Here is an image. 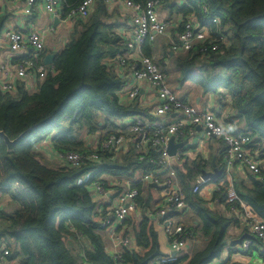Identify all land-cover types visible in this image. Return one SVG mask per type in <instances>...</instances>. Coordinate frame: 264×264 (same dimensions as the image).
Here are the masks:
<instances>
[{
    "label": "trees",
    "instance_id": "trees-1",
    "mask_svg": "<svg viewBox=\"0 0 264 264\" xmlns=\"http://www.w3.org/2000/svg\"><path fill=\"white\" fill-rule=\"evenodd\" d=\"M81 1L60 0L61 16H66ZM133 1L143 5L147 0ZM181 1L184 3L180 4ZM203 3L207 6L206 12L202 9ZM160 5L169 12L166 19H172L171 15L176 13L183 18L178 26H170L171 31L181 30L184 20L194 15L201 23L210 25L215 35L212 18L220 19V32L228 34L229 43L219 51L201 54L195 47L171 51L168 40L146 38L143 53L153 57L165 73L171 62L178 72L179 84L191 80L201 86L204 94L212 92L227 98L229 102L225 105L230 106L232 113L226 120L230 122L238 117L244 124L240 131L252 136V144H258L262 156L264 0H161ZM109 10L104 0H96L95 8L87 17L75 19L67 42L53 53L52 62L45 65V76L35 89L28 90L24 83H18L16 91H0V129L10 139L27 130L12 150L7 149L0 137V191L2 196H11L7 201L1 200L0 241H5L10 256L18 264H157L156 260L166 255L159 251L157 223L147 214L152 208L149 196L135 197L137 206H144L142 216L131 230L125 229L134 246L122 247L119 257H115L104 246L100 231L106 227L98 220L91 183L76 182L90 169H93L92 179L104 174L133 177L138 171L151 168L147 159H139L132 146L114 156L104 154L100 162L78 166L52 161L37 148L40 142L50 138L54 152H89L94 146L86 137L99 142L109 133L127 128L128 118L152 117L149 106L140 97L118 95L125 78L116 68L115 56L126 47L122 36L115 31L117 24L110 21ZM6 19L0 13V35ZM159 45L161 53L157 57ZM48 51L44 48L41 56ZM219 144L218 152L208 151L207 157L183 155L176 167L186 203L192 210L188 224L179 223L194 236V241L202 239V245L185 248L176 258L158 264H208L219 258L228 246L226 231L230 226L240 227L241 235L251 237V244L243 252L255 249L264 260V241L253 236L248 226L231 212L232 205L242 210L238 202H227L225 185L213 190L210 199L192 191L201 170L213 168V157L215 166L223 167L222 141ZM234 167L235 171L237 167ZM233 179L239 198L264 219V162L259 174L244 169L243 175L234 173ZM222 180L223 174L208 183L218 184ZM104 181L108 183L107 179ZM132 184L140 193V181ZM212 200L222 209L211 207ZM134 220L126 217L122 224ZM220 264L230 263L226 259Z\"/></svg>",
    "mask_w": 264,
    "mask_h": 264
},
{
    "label": "built area",
    "instance_id": "built-area-1",
    "mask_svg": "<svg viewBox=\"0 0 264 264\" xmlns=\"http://www.w3.org/2000/svg\"><path fill=\"white\" fill-rule=\"evenodd\" d=\"M22 1L24 3L23 12L27 16L31 15L34 7L39 5L48 13L61 12L60 0ZM94 1L82 0L75 9L63 17L62 21L70 23L76 18L87 17L93 8ZM107 1L120 2L130 11L129 27L122 36L126 50L115 56L118 69L127 77L126 83L118 89V95L133 99L144 96L145 92L149 93L156 101L152 108L149 106L152 117L149 119L138 115L128 118L127 121L125 120L128 127L124 130L109 133L99 142L94 138L95 141L92 144L94 149L89 152L73 150L65 153L55 152V156L60 163L78 166L85 162H100L104 154L114 156L121 152L124 153L129 146H132L139 159H147L152 167L140 170L141 179L154 183L163 192L160 204L149 210L147 214L161 223L170 248L169 254L156 260L158 264L159 261L176 258L180 251L194 241V236L189 231H184L183 225L176 219V213L187 206L185 194L176 173V167L181 157L187 155V151L178 150L172 155L168 151V142L172 135L175 137L183 134L193 136L198 133L197 127L200 126L205 139L222 141L224 148L222 154L223 180L218 184L213 183L211 192L219 189L220 185H225L227 202L232 204L238 202L242 210L240 212L235 205H232L231 212L241 223L248 226L253 236L264 241V219L258 217L248 204L239 198L233 181L235 165L253 174H259L264 158L261 156L258 144H252L253 138L248 132H235L228 128L226 120L228 112H225L227 114L223 111L221 113V110L209 107L200 109L183 98L177 97L167 81V74L160 69L153 57L143 53L142 45L146 38L153 41L156 35L165 33L168 26H178L183 19L182 16L177 15L168 20L160 18L158 9L161 6V0H147L143 5L133 0ZM202 9L206 12V4H202ZM212 22L216 25L215 35L210 25L201 23L194 15L188 16L182 24V29L176 30L170 40L171 51H188L195 47L197 53L208 54L227 46L228 34L220 32L222 28L220 19L214 17ZM3 37L13 51L21 50L23 53L16 61L6 58L0 62V91H16L18 83H24L26 89L32 91L43 79L46 71L44 57L41 56L45 48L43 34L38 30L23 33L9 28L3 30ZM27 47L31 48L28 52H26ZM218 96L220 107L229 102L220 94ZM92 172L93 169L84 172L76 182L77 184L91 183L99 213V222L102 226L111 228L113 247L116 250L112 252V255L119 257V250L122 247L134 246L133 239L129 232H125L122 222L131 210L136 208L135 197L140 193L132 184V177H126L129 178L127 180L117 176L113 182L106 183L103 175L91 179ZM207 184L208 180L200 173L192 184V191L200 192ZM1 196L0 191V198ZM1 207L0 199V210ZM112 224L122 227L117 231L115 230L117 226L113 227ZM250 244L251 237H245L238 243L239 249L245 251ZM171 251L178 253L171 254ZM10 254L5 241H0V264H18V260ZM224 261L219 257V263Z\"/></svg>",
    "mask_w": 264,
    "mask_h": 264
},
{
    "label": "crops",
    "instance_id": "crops-1",
    "mask_svg": "<svg viewBox=\"0 0 264 264\" xmlns=\"http://www.w3.org/2000/svg\"><path fill=\"white\" fill-rule=\"evenodd\" d=\"M104 1L106 5L108 6V9H110L109 10L111 13L110 21L117 24V26L115 27V31L118 32L121 36H123V34L127 32V29L129 27V22H130L129 9L125 8L120 2H112V1H107V0H104ZM95 3H96V0L94 1V5L91 11H93V9L95 8ZM179 3L182 4L183 2L181 1ZM39 6H35L33 9V13L27 16L23 12L24 3L22 0H0V13L7 17L5 26L3 27L1 35H0V49H1L0 62H2L6 58H11V59L17 58L21 56V53H23L21 52V50L13 51L9 47V45L7 44V41L3 37L4 29L11 28L16 31L23 32V33H29L31 30L40 31L43 34L44 47L45 49H49L47 53L49 52L54 53L55 51L64 47L65 43L67 42L69 38L70 31L74 29L73 25H74L75 20H73L70 23H64L62 21L63 17L61 16L62 15L61 12H59L58 14L48 13L42 8L41 5ZM158 12H159L160 18L162 19L164 18L165 20L167 18L166 15H169L168 10H164V8H161V6L159 7ZM177 15H180V13L171 15L172 19L175 18ZM56 17H58V21L55 20ZM170 28L171 27L168 26L166 32L163 34L157 35L158 38L156 39H158V41L168 40V42H170V40L175 35V31H171ZM153 41H155V38ZM160 47L161 45H159L158 47L157 57H159L161 53ZM30 49H31L30 47H27L26 52L30 51ZM166 61L168 63L170 62L169 60H166ZM116 68L118 69L117 66ZM172 68L175 69L173 66H171V62H170L169 69L171 70ZM120 73L122 74V71H120ZM124 78H125L124 83H126L127 81L126 75H124ZM188 92H189L188 100L184 96V94H180V95L176 94V96L179 98H183L186 102L193 104L200 109L209 107L213 109L216 108V110H219V111L221 110V113L222 111L224 113L228 112V114L232 113L230 106L227 105L226 109H224L225 106L220 107L219 96H218L219 94L212 93V92L204 94L201 86L196 85L191 80H188ZM199 93H202V96H200ZM144 94L145 95L140 97V99L143 101L144 104L152 108V106L156 103L155 99H152L149 93L145 92ZM121 98L123 97L121 96ZM232 120L234 121H230V122L227 121L228 128H230L232 131H235V132H241L240 129L244 127L243 122L240 121L238 117H235ZM86 138L88 139V137ZM185 139H188V142L186 143L185 147L187 151V157L189 158H194L196 156L198 157L199 154H201L202 157H207L208 151L209 153L210 152L217 153L220 147L219 141L214 140L217 144L216 146L215 142H212L213 139L212 140L205 139L203 137L202 130H199L198 133L194 134L193 136L183 134L182 136L176 137V142H180ZM89 141L94 142V138L90 137ZM40 146H41V150L44 152V154L46 155L48 159L60 163L59 159L55 156L56 153L53 151L54 148L51 145L50 138H48L46 141H43ZM236 167L237 168L235 171H233V174L240 173L243 175L244 169L242 167H238V166ZM208 170H212V168H208ZM103 176L107 179V181H110V182H113L117 178V176H114L111 174H104ZM121 177L126 178L127 176H120V178ZM126 179L129 180V178H126ZM131 180L132 182L140 181V194L143 197V199H145L148 196L151 198L150 207L152 208L148 209L147 212H149V210L151 209H154L160 204L162 197H163L162 189L158 187L157 185L153 186L152 184H150L151 182L143 181L141 179V171H138L136 175L132 177ZM212 184L213 183H208L200 191V194L206 199H210L211 197V190L213 187ZM201 192H204V193L202 194ZM216 202L217 201H213V200L211 202L209 201V205L211 207L215 206L218 209H222V206L217 204ZM143 209H144V206L138 205L136 206L134 210H131L127 218L133 217L135 220L130 221L129 223H125V225L122 224L123 228L127 230H131L134 222L139 221V219L141 218L142 216L141 212ZM191 218H192V210L187 203V206L178 213L176 219L182 224L187 225L188 221H190ZM98 220H99V217H98ZM155 221L157 223L158 235H159V251L163 254H169L170 248H169L168 240L164 234L162 225L158 220H155ZM117 227L115 228V230L118 231L121 229L122 226L119 229H117ZM107 228H110V227H107ZM110 229L108 230L107 235L111 239V244L108 246V249L106 250L108 251V253L112 254V252L116 250L115 249L111 250L113 248L112 246L113 234ZM241 232H242L241 228L237 226H230L228 228V230L226 231V239L228 241V246L226 247L227 251L224 253V255L220 256L222 259L224 260L230 259V249H229L231 245L230 242L231 240H234L240 237ZM101 235H103L102 236L103 238L104 233ZM202 243H203V240L198 238L194 242L189 243V245L186 248L189 249L190 247H194L196 245L201 246ZM260 263L264 264V260H262ZM208 264H220L219 258L217 257L214 258Z\"/></svg>",
    "mask_w": 264,
    "mask_h": 264
},
{
    "label": "rangeland",
    "instance_id": "rangeland-1",
    "mask_svg": "<svg viewBox=\"0 0 264 264\" xmlns=\"http://www.w3.org/2000/svg\"><path fill=\"white\" fill-rule=\"evenodd\" d=\"M51 36V35H50ZM158 36L156 35L155 40L158 41ZM174 70V71H173ZM167 81L170 85V87L172 88V90L174 91L175 94H184V96L187 98L188 100V81H185L184 83H180L176 80V77L178 76V72L175 71V69H169L167 71ZM195 83V82H194ZM196 85H198L197 83H195ZM200 96H202V93H199ZM190 101V100H189ZM114 121H118L117 119H113ZM90 137L87 139V141L89 142ZM43 142V141H42ZM40 142L37 145V148L41 149V143ZM212 142H215L214 140ZM216 144V142H215ZM217 146V144H216ZM262 157L264 158V154L262 155ZM205 186V185H204ZM202 194L204 192H201ZM212 194V192H211ZM10 195L9 194H5L2 196L1 200L3 201H7L10 199ZM113 227H116V224H113ZM110 228H105L103 230H101V234L104 233V237H103V241H104V246L106 249H108V246L111 244V239L110 237L107 235V232ZM103 236V235H102ZM113 246V243H112ZM114 247L111 249L113 250ZM229 249H231L232 251L230 252V259H229V263L230 264H250V263H260L262 261V257L259 255V253L257 252V250L253 249V250H249L248 252H243L241 251V249H239V245L238 244H232L230 245ZM227 251V248L225 247L224 250L222 251L221 255H224V253Z\"/></svg>",
    "mask_w": 264,
    "mask_h": 264
},
{
    "label": "water",
    "instance_id": "water-1",
    "mask_svg": "<svg viewBox=\"0 0 264 264\" xmlns=\"http://www.w3.org/2000/svg\"><path fill=\"white\" fill-rule=\"evenodd\" d=\"M58 21V17H56V19ZM56 22V21H55ZM54 57V54L53 53H46L44 55V58H43V61L45 64H50L52 62V58ZM198 131L201 129L200 126L197 127ZM27 133V130H24L23 132H21L17 137L13 138V139H10L8 137V135L5 134V132L3 130L0 129V137L4 140L6 146H7V149L8 150H12L13 149V146L14 144L19 140L21 139L25 134ZM176 137L175 135H172L169 139V142H168V151L170 154L174 155L178 152V150H186V143L188 142V139H185L183 141H180V142H176ZM212 165H213V168L212 170H208V169H202L201 170V176L207 180H210V179H214L218 176H220L223 172V168L222 167H216L215 166V158L213 157L212 158ZM152 184L153 186H155L154 183H150ZM247 234H243L241 235L240 237H238L237 239H234V240H231L230 244H238L241 242V240L246 236ZM178 252L176 251H171V254H176Z\"/></svg>",
    "mask_w": 264,
    "mask_h": 264
}]
</instances>
